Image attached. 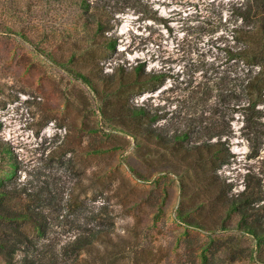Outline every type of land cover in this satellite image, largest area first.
<instances>
[{
    "label": "rangeland",
    "instance_id": "obj_1",
    "mask_svg": "<svg viewBox=\"0 0 264 264\" xmlns=\"http://www.w3.org/2000/svg\"><path fill=\"white\" fill-rule=\"evenodd\" d=\"M24 1L0 0V139L11 150L6 155L0 149V193L47 199V236L58 244L74 227L76 212L66 206L76 198L85 212L107 200L114 203L121 234L128 233L135 212L143 213L144 198H155L157 207L150 214L156 219L151 235L157 264H203L204 257L213 256L215 264H243L255 246L253 236L208 231L177 218L180 176L187 170L158 171L156 166L168 164L159 154H153L155 167L142 163L134 136L103 116L100 97L72 73L96 48L83 25V11L45 0H32L27 7ZM88 2L89 9L105 14L115 36L114 47L97 48L99 75H118L136 65L164 72L159 89L126 92L129 103L159 107L166 118L156 124L169 131L189 128L192 141L202 140L205 132L220 134L233 152L219 170L232 183L231 192L245 187L249 171L259 175L264 190V99L248 123L244 92L247 73L256 67L240 57L247 0ZM252 145L256 155H251ZM129 162L152 174L135 175ZM118 198L136 204L126 208ZM224 240L232 247L228 255L222 253Z\"/></svg>",
    "mask_w": 264,
    "mask_h": 264
},
{
    "label": "trees",
    "instance_id": "obj_2",
    "mask_svg": "<svg viewBox=\"0 0 264 264\" xmlns=\"http://www.w3.org/2000/svg\"><path fill=\"white\" fill-rule=\"evenodd\" d=\"M59 8L71 10L79 7L83 11V25L96 48L89 49L90 59L76 63L73 74L88 82L101 99L103 116L123 126L134 136L138 147L137 157L147 167H155L153 154L168 164L156 169L162 171L186 169L188 175L181 174L182 196L179 201L177 218L188 225L208 231H236L247 233L255 239V246L243 256L244 262L264 264V190L259 175L249 171L245 177V187L232 193V183L221 176L219 170L229 163L233 152L220 134L205 132L203 139L192 141L189 128L176 127L169 131L156 123L166 118V113L150 104H131L127 93L135 88L141 91H155L165 81L164 72L147 71L136 65L120 74L99 75L97 48L114 47L115 36L110 34L113 26L105 20L99 9H89L88 0H45ZM30 7L32 0L23 2ZM22 3V5H23ZM246 20L245 38L240 53L244 62L255 69L247 73L246 119H253L260 113L258 104L264 99V0H247L242 12ZM236 97H240L238 94ZM217 136L216 139H213ZM251 139V138H250ZM256 145H252L251 155H256ZM0 149L8 155L11 151L3 139ZM158 159V158H157ZM15 159L12 164L16 165ZM138 161V162H140ZM131 165L135 175L149 178ZM150 169V168H148ZM5 185H1L4 188ZM71 207L75 213L74 227L67 239L61 243L47 236L46 207L50 202L43 198H6L0 193V264H157V245L151 231L156 227V219L150 211L157 207L155 198H144L146 208L143 213H134L133 221L127 223V234L116 229L114 203L108 200L96 208L85 212L78 198ZM118 204L134 207L131 198H118ZM139 211L140 208H135ZM140 237L144 240L140 241ZM232 237V235H229ZM141 244L140 247H138ZM222 253L232 252L231 245L224 240ZM159 249V248H158ZM162 253V250L159 249ZM234 252V251H233ZM127 258L128 263L119 261ZM203 264H215V257H204Z\"/></svg>",
    "mask_w": 264,
    "mask_h": 264
}]
</instances>
